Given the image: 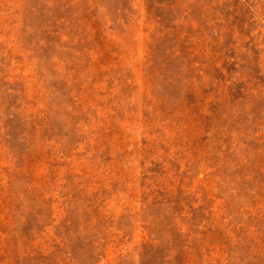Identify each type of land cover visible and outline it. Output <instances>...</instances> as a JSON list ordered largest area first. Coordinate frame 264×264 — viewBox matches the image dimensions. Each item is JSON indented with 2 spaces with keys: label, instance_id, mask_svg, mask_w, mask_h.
Returning <instances> with one entry per match:
<instances>
[{
  "label": "rangeland",
  "instance_id": "374dc122",
  "mask_svg": "<svg viewBox=\"0 0 264 264\" xmlns=\"http://www.w3.org/2000/svg\"><path fill=\"white\" fill-rule=\"evenodd\" d=\"M0 264H264V0H0Z\"/></svg>",
  "mask_w": 264,
  "mask_h": 264
}]
</instances>
